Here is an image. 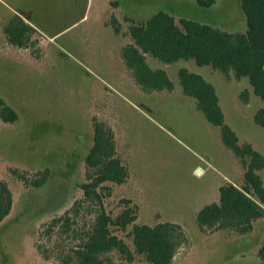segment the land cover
I'll list each match as a JSON object with an SVG mask.
<instances>
[{
  "label": "rangeland",
  "instance_id": "obj_1",
  "mask_svg": "<svg viewBox=\"0 0 264 264\" xmlns=\"http://www.w3.org/2000/svg\"><path fill=\"white\" fill-rule=\"evenodd\" d=\"M159 10L226 31L245 26L239 0H214L209 7L196 0H0V96L18 113L14 123L0 121V177L13 192L11 211L0 222V264H75L74 250L96 211L81 202L80 189L93 117L114 128L117 151L130 170L128 180L103 198L107 211L116 214L129 199L138 206L136 222L178 223L186 239L171 264H264L257 255L264 217L248 234L201 231L196 223L197 210L217 200L222 183L239 185L244 168L222 143L219 128L182 94L177 69L186 66L212 82L226 122L262 154L264 126L253 116L264 102L252 93L242 100L240 92L250 87L246 78L226 79L191 60L163 65L149 59L167 71L171 92L146 93L126 83L112 19L123 31L128 19ZM19 12H32L30 47L9 45L1 31ZM45 170L42 186L28 184ZM260 174L264 178V168ZM66 211L67 229L60 222L51 226ZM117 233L134 252L131 238ZM134 254L131 264H145ZM104 255L129 264L115 250Z\"/></svg>",
  "mask_w": 264,
  "mask_h": 264
},
{
  "label": "trees",
  "instance_id": "obj_2",
  "mask_svg": "<svg viewBox=\"0 0 264 264\" xmlns=\"http://www.w3.org/2000/svg\"><path fill=\"white\" fill-rule=\"evenodd\" d=\"M196 2L209 7L214 0ZM239 2L245 20L244 29L240 31H226L197 20L176 18L163 10L144 19H128V26L123 31L113 18V32L120 41L116 46V59L119 68L125 72V82H131L133 87L146 93L171 92L175 87L173 80L163 67H153L149 59L163 65L191 60L197 66L219 72L226 79L246 78L250 87L240 92L242 100L247 102L252 93L264 102V0ZM28 21L29 14L24 12L9 15L1 29L9 45L30 47L35 28ZM177 77L182 94L191 97L204 118L219 128L222 143L244 168L239 185L222 183L218 187L217 200L197 210L196 223L201 231L229 229L248 234L254 229L253 224L264 217V178L260 174L264 168V154L251 143L240 141L226 122L212 82L186 66L178 67ZM17 119L16 110L0 96V121L14 123ZM253 119L264 126V107L256 110ZM84 165L86 177L80 183L81 202L94 204L96 211L74 250L75 264H117L104 255L112 250L129 264L134 260V252L144 258L145 264H171L186 239L178 223L161 221L150 225L136 222L138 206L129 199L124 200L125 206L114 215L105 209L103 198L111 193L113 185L124 184L130 175L128 165L117 151L114 128L105 120L92 118V142L84 156ZM19 177L25 181L23 176ZM47 177L48 170H45L28 184L40 187ZM12 204V189L0 177V222L10 213ZM68 214L66 211L64 215L54 217L51 226L60 222L67 229ZM117 231L131 238L134 252ZM257 255L264 258V239Z\"/></svg>",
  "mask_w": 264,
  "mask_h": 264
},
{
  "label": "water",
  "instance_id": "obj_3",
  "mask_svg": "<svg viewBox=\"0 0 264 264\" xmlns=\"http://www.w3.org/2000/svg\"><path fill=\"white\" fill-rule=\"evenodd\" d=\"M200 172H201V169H200V168H198V169H197V173H200Z\"/></svg>",
  "mask_w": 264,
  "mask_h": 264
},
{
  "label": "flooded vegetation",
  "instance_id": "obj_4",
  "mask_svg": "<svg viewBox=\"0 0 264 264\" xmlns=\"http://www.w3.org/2000/svg\"><path fill=\"white\" fill-rule=\"evenodd\" d=\"M26 13L31 14L32 12H26Z\"/></svg>",
  "mask_w": 264,
  "mask_h": 264
},
{
  "label": "crops",
  "instance_id": "obj_5",
  "mask_svg": "<svg viewBox=\"0 0 264 264\" xmlns=\"http://www.w3.org/2000/svg\"><path fill=\"white\" fill-rule=\"evenodd\" d=\"M122 74H124V73L122 72Z\"/></svg>",
  "mask_w": 264,
  "mask_h": 264
}]
</instances>
